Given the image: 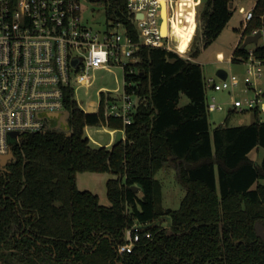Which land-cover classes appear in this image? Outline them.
Wrapping results in <instances>:
<instances>
[{"label": "trees", "instance_id": "1", "mask_svg": "<svg viewBox=\"0 0 264 264\" xmlns=\"http://www.w3.org/2000/svg\"><path fill=\"white\" fill-rule=\"evenodd\" d=\"M87 1L102 6L107 23H123L135 44L123 69L124 92L136 97L132 121L105 115L102 104L85 113L70 88L62 124L53 120L44 132L20 136L12 159L0 163V264H264V154L260 163L249 158L264 150L260 108L251 110L249 125L226 120L211 129L208 87L196 61L232 18L235 0H206L190 59L141 44L127 0ZM263 13L258 0L244 37L254 30L264 35ZM240 44L234 63L248 57ZM253 52L264 58V45ZM87 126L122 130L124 138L95 145ZM168 165L185 189L177 209L164 207L155 178ZM79 172L112 175L109 206L79 189ZM135 226L140 240L119 252Z\"/></svg>", "mask_w": 264, "mask_h": 264}, {"label": "built area", "instance_id": "2", "mask_svg": "<svg viewBox=\"0 0 264 264\" xmlns=\"http://www.w3.org/2000/svg\"><path fill=\"white\" fill-rule=\"evenodd\" d=\"M164 1L170 23L175 1ZM85 2L88 1L0 0V155L9 153L22 134L46 131L55 120L50 115L65 112L66 89H72L77 103L75 91L93 83L88 71L111 65L123 71L132 60L135 44L123 23L106 25L103 30L94 27L85 16ZM127 2L141 44L174 49L170 30L167 35L161 33V1ZM252 11L244 13L245 24L252 18ZM253 50L248 49L247 59L239 62L245 66L244 75L230 72L224 79L217 76L206 80L208 88L227 92L229 97L224 103L213 95L207 102L209 112L222 111L224 105L237 113L264 108V58L257 57ZM179 53L189 58L187 53ZM236 90L241 98L234 95ZM101 104L105 115L131 123L135 102L124 89L121 93L118 89L101 91L98 101L87 107L77 103L87 114L91 113L88 108L94 113ZM136 228H127L125 242L118 245L119 252L130 251L140 240ZM143 234L151 237L149 231Z\"/></svg>", "mask_w": 264, "mask_h": 264}, {"label": "rangeland", "instance_id": "3", "mask_svg": "<svg viewBox=\"0 0 264 264\" xmlns=\"http://www.w3.org/2000/svg\"><path fill=\"white\" fill-rule=\"evenodd\" d=\"M174 1L175 4L184 3L182 8H179L178 10L176 9V15L179 17V21L182 23L189 22V19H186V17H189L188 11L190 12L194 8L197 18L196 27H198L200 11L203 9L206 0ZM191 3L195 4L192 9L190 8ZM85 6L87 7L85 16L89 19L94 27L103 30L106 25H111L110 22L107 23L101 5L85 2ZM245 7L246 5H241L239 8L233 9V15L231 16L232 18L219 34V37L215 39L210 46L202 50L199 57L196 59L197 63H199L202 67L203 76L206 80L211 78L217 79L216 70L218 68L223 69L227 73L231 72L239 76L244 75V65L236 63L233 64L231 62H227L226 59L230 54V47L233 43V40L237 38V32L235 28L239 27V20L241 18L240 15L242 14V11L245 9ZM183 13L184 18H181ZM196 27H185L180 25L177 21L172 20L169 24L168 32L170 30L173 48L181 53H187L192 44ZM253 46V44H248L246 48L250 49L253 48ZM176 50L174 51L176 52ZM88 73L93 75V83L91 86H81L75 91V98L80 106L87 107L89 103L98 101L99 93L101 91H114V89H118V91L121 93L124 82V74L121 68L111 65L107 69L88 71ZM261 87H264V85ZM207 89V101H210L211 95L214 94L217 101L224 103L228 102L229 97L227 92L214 91L210 88ZM234 95L238 98H241V94L238 90L235 91ZM132 100L136 102V97L132 96ZM186 100L187 98L183 96V101ZM223 107L224 109L222 111H213L209 113V125H211V129H213L219 123H223L226 116L228 118L227 124H229V126L249 125V123L254 119L253 112L250 110L243 113H237L234 111L228 113V106L224 105ZM65 119L66 114L65 112H62L59 115L58 120H55L54 122L59 125L62 124ZM258 119L260 121H264V108H260ZM85 128V135L92 143H94L95 140L100 144H104L107 142L110 136V131L105 127L87 126ZM123 136L124 132L122 130H117L115 133V141L123 138ZM263 154L264 150L262 148L254 149L250 152L249 158L260 163ZM111 176L112 175L110 173L79 172L76 174V182L79 189L90 192L92 191L98 196L101 204L109 206L110 201L106 197V183L107 179ZM155 178L161 180L162 183V197L164 207L177 209L181 199L183 198L182 196L185 193V189L176 179V171L174 167L169 165L163 167L159 172L156 173Z\"/></svg>", "mask_w": 264, "mask_h": 264}, {"label": "crops", "instance_id": "4", "mask_svg": "<svg viewBox=\"0 0 264 264\" xmlns=\"http://www.w3.org/2000/svg\"><path fill=\"white\" fill-rule=\"evenodd\" d=\"M258 2V0H235V2H234V7H235V9H237V8H239L241 5H246V7H245V9L242 11V14L240 15V20H239V27H237V28H235V30H236V32H237V38L236 39H234L233 40V43H232V45H231V47H230V54H229V56H228V58L226 59L227 60V62H231V63H233L234 64V62H232V61H230V59H232V55H233V51L235 50V48L241 43V40H242V38L244 37V35H243V31H244V29H245V27H246V24L248 23H244V13L246 12V10H248V9H252L253 10V8L255 7V5H256V3ZM166 4V3H165ZM184 4V3H183ZM183 4L182 3H180V4H175V6H176V9L178 10L179 8H182V6H183ZM193 6H195V4L194 3H191L190 4V8L192 9V7ZM176 9H175V13H174V19H172V20H174V21H177L180 25H182V26H185V27H196V11L194 10V8L189 12L188 11V13H189V17L187 18L186 17V19H189V22H185V23H182V22H180L179 21V17L176 15ZM194 12V13H193ZM162 14V18H163V21H162V25H161V30H162V34L163 35H167L168 34V28H169V24L170 23H168V19H167V13H166V5H165V7H164V10H163V12L161 13ZM181 18H184V13L182 14V16H181ZM171 20V21H172ZM231 20V19H230ZM262 33V32H261ZM252 34V33H251ZM254 45V44H253ZM256 45H264V35H263V37H261L259 40H258V43L256 44ZM255 46V45H254ZM254 46H253V48H254ZM236 64H240V63H236ZM219 69V68H218ZM217 71V70H216ZM216 74H217V72H216ZM217 78V77H216ZM213 95L214 94H212L211 95V97H213ZM215 96V95H214ZM216 97V96H215ZM182 99V103L184 104V103H187L188 102V99L186 100V101H183V97L181 98ZM207 99V98H206ZM208 102V101H207ZM232 112V111H231ZM230 112V110L228 109V113H231ZM226 120H228V118H227V116H226V118H225V121ZM224 121V122H225ZM219 124H222V123H219ZM218 124V125H219ZM217 125V126H218ZM106 129H108L109 131H110V136H109V138H108V140H107V142L106 143H104V144H100V143H98L97 141H95L94 140V144H96V145H99V146H111V144L113 143V142H115V133H116V131H117V129H111V128H108V127H105ZM123 138H124V136H123ZM122 138V139H123ZM162 169V168H161ZM159 172V171H158ZM158 180V179H157ZM160 182H161V180H159ZM161 185H162V183H161ZM162 189H163V187H162ZM162 194H163V192H162Z\"/></svg>", "mask_w": 264, "mask_h": 264}, {"label": "water", "instance_id": "5", "mask_svg": "<svg viewBox=\"0 0 264 264\" xmlns=\"http://www.w3.org/2000/svg\"><path fill=\"white\" fill-rule=\"evenodd\" d=\"M138 17V16H137ZM263 37V34L261 33V31H255L253 34H246V36L244 37L243 41L240 44V48H245L247 47L248 44H254L256 45L258 43V40ZM218 77L220 78H226L227 76V72L224 71L223 69H217V74ZM89 112L93 113V110H90V108H88ZM50 117L53 119H58L59 118V114L58 113H53L52 115H50ZM14 136L11 135V141L13 140ZM13 157V153L12 151H10L7 154L4 155H0V163L6 162L8 160H11ZM132 189L136 192L141 190V186L136 184L132 186Z\"/></svg>", "mask_w": 264, "mask_h": 264}, {"label": "bare ground", "instance_id": "6", "mask_svg": "<svg viewBox=\"0 0 264 264\" xmlns=\"http://www.w3.org/2000/svg\"><path fill=\"white\" fill-rule=\"evenodd\" d=\"M161 1V11H160V15H161V25H162V21H163V18H162V12L164 10V5H165V1L164 0H160ZM162 31V30H161ZM163 35V34H162Z\"/></svg>", "mask_w": 264, "mask_h": 264}, {"label": "flooded vegetation", "instance_id": "7", "mask_svg": "<svg viewBox=\"0 0 264 264\" xmlns=\"http://www.w3.org/2000/svg\"><path fill=\"white\" fill-rule=\"evenodd\" d=\"M55 120H58V119H55Z\"/></svg>", "mask_w": 264, "mask_h": 264}]
</instances>
